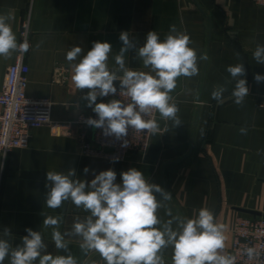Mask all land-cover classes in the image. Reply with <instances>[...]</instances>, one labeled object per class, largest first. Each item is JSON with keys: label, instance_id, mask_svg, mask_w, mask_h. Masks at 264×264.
<instances>
[{"label": "crops", "instance_id": "0c3cea01", "mask_svg": "<svg viewBox=\"0 0 264 264\" xmlns=\"http://www.w3.org/2000/svg\"><path fill=\"white\" fill-rule=\"evenodd\" d=\"M0 14L11 17L8 23L18 42L22 23L29 21L25 91L31 98L50 101L53 121H73L84 113L76 106L87 90L76 89L71 80L72 65L80 57L66 60L72 46H80L86 53L93 41L109 42L111 67L122 46V31L142 45L149 31L163 39L175 25L190 36V46L198 56L209 57L198 62L199 75L178 79L171 95L182 125L174 127L171 121L160 120L157 113L161 132L151 136L144 158L128 153L124 161L113 163L83 155L76 138L53 136L47 127L31 131L27 148L11 151L0 166V231L10 227L14 244L20 243L26 228H32L43 232L48 251L56 253L51 229L43 228L41 213L62 215L61 231L85 213L71 202L60 209L46 207V173L74 168L78 177L90 181L94 177L91 171L84 174L86 166L97 174L112 168L118 183L122 171L141 170L149 182L172 193L169 206L181 216L191 218L202 207L210 209L217 222L227 227L229 252L236 221L259 217L245 211L264 215V82L254 79V74L264 75V65L252 56L257 44L264 45L263 7L251 0H35L29 10L28 0H0ZM16 58L17 53L8 60L0 58V89ZM126 61L128 67L144 70L134 53H128ZM239 62L244 64L249 88L243 106L234 103L231 91L235 81L226 71L227 66ZM58 68L64 73L55 77ZM218 85L227 89L223 103L211 97ZM87 111L91 109L87 107ZM241 126L248 127L247 135L240 134ZM160 214L163 216V211ZM70 250L79 261L86 259L76 239ZM170 251L166 259H170ZM91 258L100 260L97 254Z\"/></svg>", "mask_w": 264, "mask_h": 264}, {"label": "clouds", "instance_id": "9594fccd", "mask_svg": "<svg viewBox=\"0 0 264 264\" xmlns=\"http://www.w3.org/2000/svg\"><path fill=\"white\" fill-rule=\"evenodd\" d=\"M10 19L0 14V58L5 60L11 59L13 53L26 54L30 48L26 39L18 42L8 23ZM119 40L122 46L111 67L113 49L107 41H93L86 53L80 46H72L66 60L72 62L80 57L72 65L71 80L76 89L87 90L82 99L95 113V118L85 120L86 125L101 129L105 137H115L122 147H127L130 130L149 136L161 132L154 113L159 114L160 120L171 121L174 127L182 125L179 107L171 93L180 77L199 75L198 62L209 57L198 56L190 46L193 43L190 36L175 25L170 26L163 39L156 31H149L142 45L128 31H122ZM130 52L144 70L127 66L126 56ZM235 55L240 56L239 52ZM252 56L257 64L264 65V45L257 44ZM226 71L235 81L231 91L234 103L243 106L249 95L244 64L229 65ZM254 79L257 83L264 82V75L254 74ZM114 82H119L118 87ZM226 91L225 86L218 85L211 97L223 103ZM116 95L121 99L97 102L98 98ZM239 131L247 135L248 127L241 126ZM119 159L113 156L112 162ZM90 171L94 177L90 181L78 177L74 168L46 173V207L55 210L71 202L85 213L77 215L64 231H61L62 215L41 213L43 228L51 229L56 253L48 251L42 231L26 228V235L14 244L12 229L4 227L0 231V264L6 260L8 264H237L236 255L226 250L227 227L217 222L210 209L202 207L191 218L174 213L169 206L172 193L149 182L135 167L122 171L119 183L112 168L98 174L87 166L83 169L85 175ZM73 239L86 257L83 262L70 250ZM168 250L170 259L165 258ZM241 252L248 261L258 260L262 255L256 246H245ZM92 254H97L100 260L92 259Z\"/></svg>", "mask_w": 264, "mask_h": 264}, {"label": "built area", "instance_id": "2783aa9c", "mask_svg": "<svg viewBox=\"0 0 264 264\" xmlns=\"http://www.w3.org/2000/svg\"><path fill=\"white\" fill-rule=\"evenodd\" d=\"M35 0H28L31 10ZM256 6L264 8V0H251ZM30 13V11H29ZM29 21L21 25L20 42H29ZM25 54L17 53L15 63L8 67L3 87L0 89V166L3 167L8 154L15 149L27 148L31 131L47 127L53 136L76 138L81 152L85 156L105 158L112 161L118 156V162L125 160L128 153L138 154L144 158L151 142V136L144 132L129 131L127 147L115 137H105L101 129L86 125L88 117L95 118V113H81L73 121L58 122L51 119V103L47 99L27 96V75L29 69L24 62ZM64 69L58 68L55 77L63 75ZM121 99L119 95L98 98L97 102ZM157 117V113L153 114ZM105 149H111L106 153ZM245 246H256L262 253L255 261H248L242 255ZM230 252L237 257V264H264V218H239L232 231Z\"/></svg>", "mask_w": 264, "mask_h": 264}, {"label": "water", "instance_id": "95a60500", "mask_svg": "<svg viewBox=\"0 0 264 264\" xmlns=\"http://www.w3.org/2000/svg\"><path fill=\"white\" fill-rule=\"evenodd\" d=\"M114 83H115V84L117 85V87H118L119 82H114ZM78 105H79V109H80V110H83V112H85V111L87 110L86 102H85L83 99H80V100H79ZM104 151H105L106 153H111V152H112L111 149H105ZM245 212H247V213H249V214H251V215H253V216H255V217L263 216V218H264V215H260L259 213H254V212H251V211H245Z\"/></svg>", "mask_w": 264, "mask_h": 264}]
</instances>
